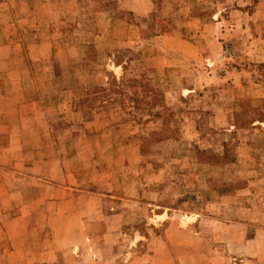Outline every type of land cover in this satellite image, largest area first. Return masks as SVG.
Returning <instances> with one entry per match:
<instances>
[{
    "label": "rangeland",
    "instance_id": "rangeland-1",
    "mask_svg": "<svg viewBox=\"0 0 264 264\" xmlns=\"http://www.w3.org/2000/svg\"><path fill=\"white\" fill-rule=\"evenodd\" d=\"M0 264H264V0H0Z\"/></svg>",
    "mask_w": 264,
    "mask_h": 264
}]
</instances>
